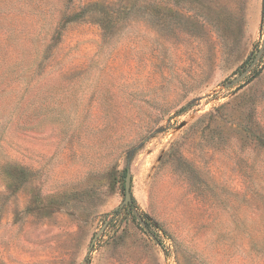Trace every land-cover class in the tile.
I'll list each match as a JSON object with an SVG mask.
<instances>
[{
    "label": "rangeland",
    "instance_id": "1",
    "mask_svg": "<svg viewBox=\"0 0 264 264\" xmlns=\"http://www.w3.org/2000/svg\"><path fill=\"white\" fill-rule=\"evenodd\" d=\"M0 264H264V0H0Z\"/></svg>",
    "mask_w": 264,
    "mask_h": 264
},
{
    "label": "water",
    "instance_id": "2",
    "mask_svg": "<svg viewBox=\"0 0 264 264\" xmlns=\"http://www.w3.org/2000/svg\"><path fill=\"white\" fill-rule=\"evenodd\" d=\"M261 51L260 50L256 56V58L253 60V62L250 64V66L245 70L243 71L237 79H241L245 73L249 70L250 67H252L256 60H257V57H259V55L261 54ZM130 181H131V177H130V172L129 171H126L125 173V176H124V198L122 200V202L119 204V206H117L115 209H121L123 206H126L128 204H130L132 202V194H131V185H130ZM106 226V224L104 223L101 228L98 230V232H96V234H94L92 240H91V243H90V246L88 248V251L91 250V247L93 246V243L94 241L98 238V236L101 234V232L103 231L104 227Z\"/></svg>",
    "mask_w": 264,
    "mask_h": 264
},
{
    "label": "trees",
    "instance_id": "3",
    "mask_svg": "<svg viewBox=\"0 0 264 264\" xmlns=\"http://www.w3.org/2000/svg\"><path fill=\"white\" fill-rule=\"evenodd\" d=\"M132 205H134V200H132V202H131L130 204H128V205H126V206H123L122 208L128 210V212H129L130 215H133V213H132V211H133V207H132ZM118 210H119V209H114V210L112 211V213H116V212H118Z\"/></svg>",
    "mask_w": 264,
    "mask_h": 264
}]
</instances>
